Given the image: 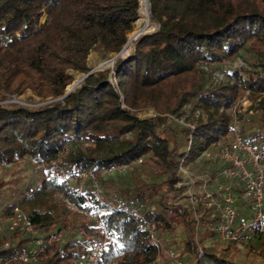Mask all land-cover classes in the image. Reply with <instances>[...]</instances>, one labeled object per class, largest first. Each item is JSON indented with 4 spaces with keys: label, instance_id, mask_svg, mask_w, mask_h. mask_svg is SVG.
<instances>
[{
    "label": "trees",
    "instance_id": "trees-1",
    "mask_svg": "<svg viewBox=\"0 0 264 264\" xmlns=\"http://www.w3.org/2000/svg\"><path fill=\"white\" fill-rule=\"evenodd\" d=\"M148 2L154 28L117 56L112 69L91 72L92 51L106 57L123 49L140 0H0V224L20 207L41 232L69 227L80 215L87 234L49 246L27 264H84L89 235L106 241L97 264H152L160 252L153 224L160 239L183 230L194 264H244L228 254L238 249L234 241L221 250L203 246L201 254L198 241L218 238L217 213L200 208L197 221L173 200L183 188L177 186L181 165L215 171L217 161L203 153L232 139L235 120L247 141L264 145V0ZM246 47L256 68L234 66ZM205 66L225 77L206 85ZM73 72L90 73L59 99ZM27 91L38 105L8 101ZM244 96L252 102L248 107ZM187 104L193 128L171 117H181ZM149 107L157 114L141 116ZM23 163L35 174L28 181L7 179ZM117 163L132 168L101 176V198L90 182L80 189L69 180ZM34 239L23 231L7 233L0 239V264H21L19 255L30 252ZM255 239L262 246L258 264H264L263 233L242 243Z\"/></svg>",
    "mask_w": 264,
    "mask_h": 264
},
{
    "label": "built area",
    "instance_id": "built-area-1",
    "mask_svg": "<svg viewBox=\"0 0 264 264\" xmlns=\"http://www.w3.org/2000/svg\"><path fill=\"white\" fill-rule=\"evenodd\" d=\"M140 6H142L141 0ZM141 33L143 32L140 30L130 40L131 42L129 41L124 46L121 54L129 51ZM117 56L119 55L117 54ZM116 57L114 56L112 59V68ZM151 115H156V112H151ZM175 119L192 128L194 127L191 122H184L181 118ZM203 156L211 161H217L215 171L199 172L181 165L182 181L177 186L183 188L174 192V203L180 204L184 200L183 205L191 209L197 221L200 220V208L215 211L219 221L215 224L214 229L218 239L222 242L234 241L241 244L245 238L254 237L258 233L264 234V145L256 147L247 141L240 131V122L235 120L232 139L218 151L206 150ZM130 167V163L112 164L98 172L81 171L77 178L70 177L69 180H76L80 189H84L90 182L101 198L103 191L99 178L125 172ZM61 173L63 176H68V170L65 168L61 169ZM132 210L138 216L143 217V212L139 206H133ZM12 230L27 232L35 238L34 246L30 252H23L19 255V261L22 264L36 261L47 247L63 240L61 230L41 232L20 207H15L14 216L8 225V229L3 233L6 235V231ZM79 235L87 236L86 231L82 228L79 230ZM151 236L160 249L155 259L156 263L183 264L174 250L163 246L154 224L151 226ZM88 237L93 242L88 249L84 264H97L106 241L100 235ZM196 237L198 236L196 235ZM163 250L170 259L168 262L161 257ZM199 252L202 254V247H199Z\"/></svg>",
    "mask_w": 264,
    "mask_h": 264
},
{
    "label": "rangeland",
    "instance_id": "rangeland-1",
    "mask_svg": "<svg viewBox=\"0 0 264 264\" xmlns=\"http://www.w3.org/2000/svg\"><path fill=\"white\" fill-rule=\"evenodd\" d=\"M147 6H148L147 13H142L143 8L141 6L139 18L136 21L134 31L129 36L130 38L133 36L135 37V35L139 32V29L142 26H144L145 23H148L147 30L154 28L155 25L150 20L149 2H147ZM117 54L118 53L111 52L106 57H103L99 51H97V50L92 51L88 57V64L92 68L91 72L97 71V70H105L107 68L112 69V59L114 56L116 57ZM255 61H256V56L254 54L250 53L249 49L246 47L242 50L241 54L237 56L236 61L234 63V66H236V67L244 66L247 68H256L253 65V62H255ZM204 69L206 70V73H205V84L206 85L218 83L219 81H221L225 77L224 72L221 69H211L207 66H205ZM73 73H74V81L70 85L67 86L66 90L71 89V88H75L82 81V79L86 77L85 75L88 74V73L86 74V73H76V72H73ZM112 80H114V79L112 78ZM32 96L33 95L31 93V91H27L22 96H11V98L8 99V101L19 102V103H23L26 105H38L39 104L38 103L39 98L36 96H33V97ZM251 103L252 102L249 99V97L247 98L244 96V98L242 100V105L244 107H248L251 105ZM182 111H183V113H182L181 117H174V116H171V117H173L174 119L175 118H181V119H183L184 122H190L191 121L190 119L193 116V113L191 111V105L190 104L185 105L183 107ZM151 112H156V114H157V111L152 107L142 109V110H140L139 113L141 116H148V115H151ZM131 168H132V164L128 170H130ZM61 169H60V173H61ZM128 170L125 172H122V173H118V174H124V173L128 172ZM35 172H36V169L33 165L28 164V163H23L21 165L16 166L15 168H12V170L7 175V179H11L12 181H14L17 178L18 179L20 178V179H24V180L28 181L30 176L32 174H35ZM118 174H116V175H118ZM184 203H185L184 200H182L180 202V204H184ZM80 219H81L80 215L73 216L70 219L71 225L69 227H63V229L61 230L62 234H63V240L61 241V243L66 241L67 239L73 237V236H76V237L80 236L79 235ZM10 221L3 220L2 224H0V239L1 240L4 237H6V235H7V234L4 235L3 232L6 229H8V225H9ZM6 232L9 233L10 231H6ZM89 236H92V235H89ZM183 240H184V232H183V230H180L178 228L169 237H167L165 239H161V242L165 248H169V249L174 250L176 256H178V258L182 260L183 264H194L195 260L186 251L185 246L183 245ZM198 240H200V236H198ZM255 240L245 241V242L239 244L238 249H230V250H228V254L230 256H233L237 261L242 262L244 264L261 263L263 261V255L261 253V247L262 246L258 240H256V241ZM251 243L254 244L252 247H250ZM8 244H9V241L7 239L4 242V247L8 246ZM198 244H199V247L216 246L218 250H221V247L229 245L228 242H222L216 236L214 238L209 237L204 242L198 241ZM0 245H1V243H0ZM161 254H162L161 257H162V259L164 258L163 259L164 261L168 262L170 260L168 255L166 254V252L164 250ZM19 263H21V262L19 261ZM153 263L158 264V263H156V260H154ZM160 264H164V263H160Z\"/></svg>",
    "mask_w": 264,
    "mask_h": 264
},
{
    "label": "water",
    "instance_id": "water-1",
    "mask_svg": "<svg viewBox=\"0 0 264 264\" xmlns=\"http://www.w3.org/2000/svg\"><path fill=\"white\" fill-rule=\"evenodd\" d=\"M145 31H147V27H146V28H143V29L141 30V32H145ZM130 40H131V38L129 37L127 43H128ZM127 43H126V44H127ZM126 44H125V45H126ZM123 48H124V47H123ZM122 51H123V49L118 53V55H120V54L122 53ZM89 73H90V72H89ZM89 73H88V74H89ZM88 74H87V75H88ZM87 75H85V76H87ZM83 79H84V78H83ZM83 79H82V80H83ZM74 89H75V88H71V89L66 90L64 96L60 97L59 99H62V98H64V97H66V96L69 95V93H71Z\"/></svg>",
    "mask_w": 264,
    "mask_h": 264
},
{
    "label": "bare ground",
    "instance_id": "bare-ground-1",
    "mask_svg": "<svg viewBox=\"0 0 264 264\" xmlns=\"http://www.w3.org/2000/svg\"><path fill=\"white\" fill-rule=\"evenodd\" d=\"M147 2H148V0H141L142 8H143L142 13H147V8H148V6H147ZM147 26H148V23H145V25L142 26V27L139 29V31L142 30L143 28H146ZM133 38H134V36L131 37V40H132ZM130 42H131V41H130Z\"/></svg>",
    "mask_w": 264,
    "mask_h": 264
}]
</instances>
